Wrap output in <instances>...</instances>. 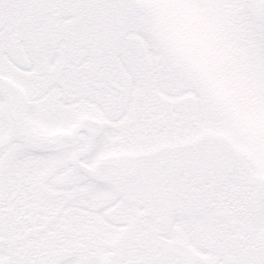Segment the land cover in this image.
Segmentation results:
<instances>
[{
  "label": "snow or ice",
  "instance_id": "obj_1",
  "mask_svg": "<svg viewBox=\"0 0 264 264\" xmlns=\"http://www.w3.org/2000/svg\"><path fill=\"white\" fill-rule=\"evenodd\" d=\"M0 264H264V0H0Z\"/></svg>",
  "mask_w": 264,
  "mask_h": 264
}]
</instances>
